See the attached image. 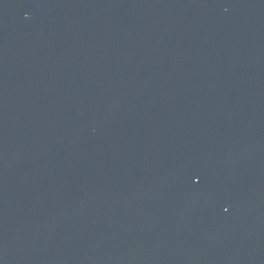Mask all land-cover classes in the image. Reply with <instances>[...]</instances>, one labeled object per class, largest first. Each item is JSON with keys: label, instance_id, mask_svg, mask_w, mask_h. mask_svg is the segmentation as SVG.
I'll list each match as a JSON object with an SVG mask.
<instances>
[{"label": "water", "instance_id": "1", "mask_svg": "<svg viewBox=\"0 0 264 264\" xmlns=\"http://www.w3.org/2000/svg\"><path fill=\"white\" fill-rule=\"evenodd\" d=\"M0 264H264V0H0Z\"/></svg>", "mask_w": 264, "mask_h": 264}]
</instances>
